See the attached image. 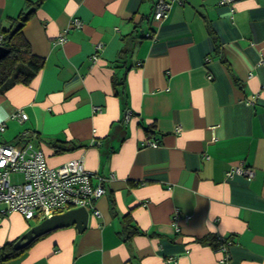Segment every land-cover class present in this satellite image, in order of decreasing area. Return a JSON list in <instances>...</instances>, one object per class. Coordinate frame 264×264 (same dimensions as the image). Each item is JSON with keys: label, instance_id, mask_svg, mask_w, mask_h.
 Returning <instances> with one entry per match:
<instances>
[{"label": "crops", "instance_id": "crops-1", "mask_svg": "<svg viewBox=\"0 0 264 264\" xmlns=\"http://www.w3.org/2000/svg\"><path fill=\"white\" fill-rule=\"evenodd\" d=\"M155 1L0 0V42L32 10L18 24L44 59L0 92V142L81 158L106 188L85 230L7 264H264V0H180L163 21ZM35 225L1 214L0 245Z\"/></svg>", "mask_w": 264, "mask_h": 264}, {"label": "built area", "instance_id": "built-area-1", "mask_svg": "<svg viewBox=\"0 0 264 264\" xmlns=\"http://www.w3.org/2000/svg\"><path fill=\"white\" fill-rule=\"evenodd\" d=\"M180 0H156L153 17L155 21H163L169 16L174 4ZM237 0H221V4H232ZM97 58V55H94ZM20 122L27 119L22 109L12 114ZM0 123V129H4ZM156 145V142H149ZM239 173L248 177L255 176L250 167H237L229 174ZM13 174L21 176V180L14 181ZM96 176L86 168L81 158L71 159L66 163L51 167L47 163L44 152L32 147L30 143L11 144L0 142V215L9 211H18L27 220L43 221L54 215L72 209L84 207L96 209L95 202L106 192L103 179L97 184ZM1 205H4L1 207ZM178 213L174 215L177 221ZM176 263L173 257L167 258L165 264Z\"/></svg>", "mask_w": 264, "mask_h": 264}, {"label": "trees", "instance_id": "trees-1", "mask_svg": "<svg viewBox=\"0 0 264 264\" xmlns=\"http://www.w3.org/2000/svg\"><path fill=\"white\" fill-rule=\"evenodd\" d=\"M32 13V10L24 11L13 27L2 28L3 39L0 45L10 52L0 59L1 93H6L17 84H30L44 66V59L33 54L29 42L22 36V27L18 24L25 23ZM14 244L15 241H10L0 245V264H7L26 250H16Z\"/></svg>", "mask_w": 264, "mask_h": 264}, {"label": "water", "instance_id": "water-1", "mask_svg": "<svg viewBox=\"0 0 264 264\" xmlns=\"http://www.w3.org/2000/svg\"><path fill=\"white\" fill-rule=\"evenodd\" d=\"M10 52L9 49L0 45V59ZM90 212L88 209L81 207L72 209L67 212L54 215L47 218L27 231L16 243V250H21L30 245L38 237L60 227L76 224L80 231L86 229L88 225Z\"/></svg>", "mask_w": 264, "mask_h": 264}, {"label": "rangeland", "instance_id": "rangeland-1", "mask_svg": "<svg viewBox=\"0 0 264 264\" xmlns=\"http://www.w3.org/2000/svg\"><path fill=\"white\" fill-rule=\"evenodd\" d=\"M12 178H13L14 181H17V180H21L22 177L21 176H17L16 174H13V177ZM3 206L4 205H1V207H3ZM33 222L38 224L41 221H39L38 219H35V220H33Z\"/></svg>", "mask_w": 264, "mask_h": 264}]
</instances>
